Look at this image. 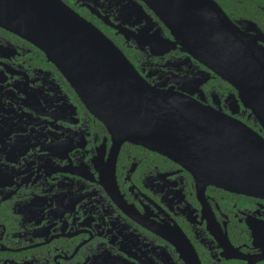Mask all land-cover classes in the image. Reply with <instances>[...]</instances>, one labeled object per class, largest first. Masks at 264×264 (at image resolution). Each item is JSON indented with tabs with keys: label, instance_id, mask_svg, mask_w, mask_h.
I'll return each mask as SVG.
<instances>
[{
	"label": "flooded vegetation",
	"instance_id": "obj_1",
	"mask_svg": "<svg viewBox=\"0 0 264 264\" xmlns=\"http://www.w3.org/2000/svg\"><path fill=\"white\" fill-rule=\"evenodd\" d=\"M237 1L233 15L219 4L233 20H253L264 46V4ZM65 2L150 84L166 83L264 136L242 99L246 85L175 45L142 0H86L108 23L80 0ZM234 64L257 85L264 64ZM0 264H264V197L203 185L142 144L117 150L45 52L0 26Z\"/></svg>",
	"mask_w": 264,
	"mask_h": 264
},
{
	"label": "water",
	"instance_id": "obj_2",
	"mask_svg": "<svg viewBox=\"0 0 264 264\" xmlns=\"http://www.w3.org/2000/svg\"><path fill=\"white\" fill-rule=\"evenodd\" d=\"M142 1L175 45L233 84L246 85L242 99L264 124V68L254 85L250 75L235 74L234 64L252 70L264 64L257 24L233 20L216 0ZM0 26L45 52L109 127L117 150L125 141L142 144L182 164L203 185L264 197V136L166 83L150 84L111 38L64 0H0ZM114 26L128 34L126 26Z\"/></svg>",
	"mask_w": 264,
	"mask_h": 264
},
{
	"label": "trees",
	"instance_id": "obj_3",
	"mask_svg": "<svg viewBox=\"0 0 264 264\" xmlns=\"http://www.w3.org/2000/svg\"><path fill=\"white\" fill-rule=\"evenodd\" d=\"M66 1V0H65ZM225 9H228L230 11V13L233 15L237 12H239L238 9L239 8V3L237 0H217ZM248 3H246L245 5L247 6H253L256 7L257 5H263L264 4V0H245Z\"/></svg>",
	"mask_w": 264,
	"mask_h": 264
}]
</instances>
